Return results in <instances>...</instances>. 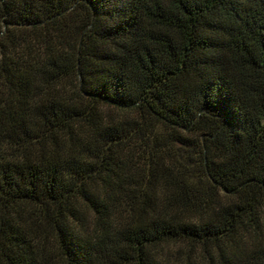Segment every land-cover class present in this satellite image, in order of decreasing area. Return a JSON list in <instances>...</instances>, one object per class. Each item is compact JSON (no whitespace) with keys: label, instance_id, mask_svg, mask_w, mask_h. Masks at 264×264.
I'll return each instance as SVG.
<instances>
[{"label":"trees","instance_id":"1","mask_svg":"<svg viewBox=\"0 0 264 264\" xmlns=\"http://www.w3.org/2000/svg\"><path fill=\"white\" fill-rule=\"evenodd\" d=\"M263 220L264 0H0V264H264Z\"/></svg>","mask_w":264,"mask_h":264},{"label":"rangeland","instance_id":"2","mask_svg":"<svg viewBox=\"0 0 264 264\" xmlns=\"http://www.w3.org/2000/svg\"><path fill=\"white\" fill-rule=\"evenodd\" d=\"M258 233L259 234L257 235V237L255 235L246 233L244 238H243V240L241 241L239 250H244V251L252 250V249H254L256 244H258V243L264 244V220H263L261 229L258 231ZM234 249H235V251H239V250H237L236 247ZM233 251H234L233 249L229 250L228 254L230 255ZM185 252H187L188 255H190V257L194 258V254H193L194 253V249L191 246L186 245L185 246ZM195 259H194V261H195L196 264H203L201 262L200 258H197L196 259L197 261ZM201 259H202V261L205 260V258H201ZM178 260L182 261V262L180 261V264H186L185 263V258L182 259L181 257H179ZM178 260H175V263H176V261L178 262Z\"/></svg>","mask_w":264,"mask_h":264}]
</instances>
